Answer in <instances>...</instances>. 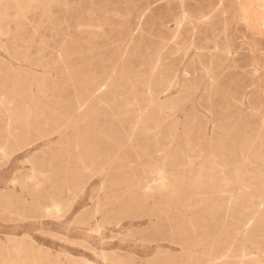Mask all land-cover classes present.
Listing matches in <instances>:
<instances>
[{"label": "rangeland", "instance_id": "rangeland-1", "mask_svg": "<svg viewBox=\"0 0 264 264\" xmlns=\"http://www.w3.org/2000/svg\"><path fill=\"white\" fill-rule=\"evenodd\" d=\"M255 262L264 0H0V264Z\"/></svg>", "mask_w": 264, "mask_h": 264}, {"label": "bare ground", "instance_id": "bare-ground-1", "mask_svg": "<svg viewBox=\"0 0 264 264\" xmlns=\"http://www.w3.org/2000/svg\"><path fill=\"white\" fill-rule=\"evenodd\" d=\"M250 3H251V2H250ZM254 7H255V6H254ZM95 77H97V76H95ZM96 79H97V78H96ZM96 79H95V80H96ZM85 100H86V99H85ZM180 103H181V102H180ZM181 104H182V103H181ZM31 114H32V113H31ZM76 121H77V120H76ZM90 126H91V125H90ZM88 130H89V129H88ZM194 133H195V132H194ZM199 133H202V132H199ZM194 135H195V134H194ZM194 135H193V136H194ZM121 137H123V136H121ZM120 139H121V138H120ZM122 139H124V138H122ZM112 142H113V141H112ZM112 144H113V143H112ZM114 144H116V143H114ZM114 146H115V145H114ZM114 146H113V147H114ZM146 148H149V147H146ZM112 149H113V148H112ZM150 149H152V147H151ZM109 150H110V149H109ZM104 151H105V150H104ZM132 151H133V150H132ZM132 151H130V152H132ZM136 153H137V152H136ZM130 154H131V153H130ZM145 154H146V153H145ZM98 155H100V153H99ZM136 155H137V154H136ZM108 156H110V155H108ZM99 158H100V157H99ZM150 158H152V155H151ZM208 160H209V159H208ZM155 166H156V165H155ZM144 168H145V166H144ZM147 168H148V167H147ZM155 168H156V167H155ZM148 169H149V168H148ZM151 170H152V169H151ZM159 171H160V174H161L162 171H161V170H159ZM134 172H135V171H134ZM151 172H152V171H151ZM167 172H168V171H167ZM163 173H164V172H163ZM258 173H259V172H258ZM164 174H165V173H164ZM164 174H163V175H164ZM215 174H216V173H215ZM163 175H161V176H163ZM255 175H256V174H255ZM258 175H261V174H258ZM165 176H167V175H165ZM216 177H217V176H216ZM173 178H174V177H173ZM168 180H169V179H168ZM178 181H179V180H178ZM229 182H230V181H229ZM168 187H169V185H168ZM188 187H189V186H188ZM254 188H255V187H254ZM260 189H261V188H260ZM168 190H169V188H168ZM205 190H207V189H205ZM254 190H255V189H254ZM173 191H174V189H173ZM193 191H194V188H193ZM208 191H209V190H208ZM174 192H175V191H174ZM249 192L251 193V191H249ZM175 193H176V192H175ZM210 193H211V191H210ZM250 193H249V194H250ZM183 194H184V193H183ZM214 194H215V193H214ZM220 194H221V193H220ZM247 194H248V193H247ZM224 195H225V194H224ZM174 197H175V196H174ZM134 198H135V197H134ZM201 198H202V197H201ZM201 198H200V199H201ZM251 199H252V198H251ZM230 202H231V200L229 201V203H230ZM233 202H234V201H233ZM239 203H240V201H239ZM237 205H238V204H237ZM179 206H180V205H179ZM226 207H227V206H226ZM235 207H236V206H235ZM243 207H244V206H243ZM174 208L176 209V207H174ZM174 208H173V209H174ZM175 209H174V210H175ZM237 209H238V208H237ZM228 210H229V209H228ZM235 210H236V209H235ZM176 211H177V210H176ZM169 213H170V212H169ZM228 213H229V212H228ZM235 214H236V213H235ZM235 214H233V215H235ZM241 215H243V214H241ZM167 216H169V215L167 214ZM221 216H222V215H221ZM243 218H244V217H243ZM221 219H223V218H221ZM223 220H224V219H223ZM223 220H222V221H223ZM173 222H174V221H173ZM245 222H246V221H245ZM231 223H232V221H231ZM250 223H251V222H250ZM189 224H190V223H189ZM200 224H201V223H200ZM225 224H226V223H225ZM97 225H98V224H97ZM191 225H192V224H190V226H191ZM188 226H189V225H188ZM186 227H187V226H186ZM191 227H192V226H191ZM191 227H188V228H191ZM192 228H194V227H192ZM99 229H100V228H99ZM180 229H181V228H180ZM182 230H184V229H182ZM189 231H190V229H189ZM223 231H224V230H223ZM228 231H229V230H228ZM228 231H227V232H228ZM190 237H191V236H190ZM190 239H191V238H190ZM196 241H197V239H196ZM224 241H225V240H224ZM194 244L196 245V243H194ZM195 245H194V246H195ZM194 246H193V247H194ZM221 251H222V250H221ZM203 256H205V255H203ZM205 257H206V256H205ZM208 258H209V260H210V257H208ZM206 260L209 261L208 259H206ZM250 261H251V260H250ZM244 262H245V261H243V263H244ZM248 262H249V261H248ZM255 263H256V262H255ZM256 264H257V263H256Z\"/></svg>", "mask_w": 264, "mask_h": 264}]
</instances>
